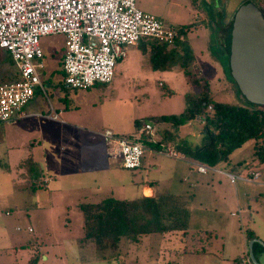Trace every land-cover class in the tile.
Returning <instances> with one entry per match:
<instances>
[{"label":"rangeland","instance_id":"obj_1","mask_svg":"<svg viewBox=\"0 0 264 264\" xmlns=\"http://www.w3.org/2000/svg\"><path fill=\"white\" fill-rule=\"evenodd\" d=\"M244 1L136 0L137 7L168 24L195 22L186 34L195 55L194 64L187 68L189 74L179 67L154 69L150 46L142 53L137 44L126 46L127 55L116 62L111 82H97L86 89L66 88L60 64L64 35L40 38L44 91L37 89L23 111L46 112L53 105L62 110L59 116L66 123L32 115L0 123V264H27L34 252L39 254L36 264H217L220 260L231 264L248 247L244 244L247 230H255L264 240V163L254 157V140L235 149L221 165L227 171L260 172L253 182L237 181L235 185L223 175L208 172L199 176L186 171L181 160L151 148L143 156V167L136 169L121 167L119 159L102 155L101 150L81 149L82 135L89 132L110 129L118 135L134 134L135 119L152 123L154 129L165 127L153 118L180 113L189 95L205 90V81L214 100L246 105L230 78L221 49L222 28ZM252 1L264 10V0ZM31 151L34 166H20L23 158L27 163ZM238 161L244 163L232 168ZM76 166L83 170L77 171ZM31 169L33 182L45 175L49 186L58 185L61 190L42 187L35 194L30 192L18 172ZM184 172L189 178H182ZM138 181H154L157 193L171 192L185 201L190 210L187 234L141 235L123 256L109 263L99 258L91 241L82 240L79 204L108 196L133 197ZM199 232H206L204 239L191 237ZM153 236L151 244L140 245L145 237ZM196 248L205 253L179 252ZM259 258L264 263V257Z\"/></svg>","mask_w":264,"mask_h":264},{"label":"built area","instance_id":"obj_2","mask_svg":"<svg viewBox=\"0 0 264 264\" xmlns=\"http://www.w3.org/2000/svg\"><path fill=\"white\" fill-rule=\"evenodd\" d=\"M64 35L62 56L63 85L86 89L97 82H111L116 62L127 55L126 46L152 38L173 46L185 39L175 25L137 7L136 0H0V51L9 53L14 69L8 77L0 73V123L13 122L27 116L23 111L37 89L44 91L41 71L44 67L40 38L50 34ZM212 104L207 110H212ZM48 116L56 118V113ZM204 123L202 115L195 116ZM155 129L150 122H141L134 134L118 135L110 129L102 131L110 156L127 169L139 168ZM157 150L165 156L184 159L173 145L160 144ZM191 167L202 174L212 172L225 176L230 183L253 182L259 171H227L220 165H207L189 160ZM234 214V213H232ZM236 264H253L246 252Z\"/></svg>","mask_w":264,"mask_h":264},{"label":"trees","instance_id":"obj_3","mask_svg":"<svg viewBox=\"0 0 264 264\" xmlns=\"http://www.w3.org/2000/svg\"><path fill=\"white\" fill-rule=\"evenodd\" d=\"M252 1L245 0L243 3ZM254 3L259 6L258 2ZM239 7V6H238ZM263 10V8H261ZM264 11V10H263ZM233 18L222 28V47L225 54V64L237 91L240 90L234 81L229 65L226 43L232 29ZM193 23L178 26L184 34ZM142 53L149 49V58L154 69L169 70L173 67L183 69L189 74L187 68L195 60L193 51L187 41H176L170 46L156 39L146 38L138 42ZM0 66L7 65L2 78L12 73L13 62L8 52L0 51ZM62 63V58L60 64ZM205 90L196 95H189L183 110L178 114H162L153 118L154 123H169L170 128L162 131V138L158 142H152L145 134L141 140L147 148L158 150L160 144L172 142L178 151L186 157L200 161L207 165H217L227 162L231 153L241 147L245 142L254 140V157L264 163V106L252 104L235 105L228 102L216 101L210 94L205 81ZM243 96V95H242ZM212 104V110L207 106ZM196 115L204 117L201 136L198 142L188 137H179V129L182 125L195 118ZM142 120L135 119L134 125L137 131ZM26 161V160H25ZM24 161V162H25ZM143 161V160H142ZM23 165H32L30 159ZM244 161H238L232 168L242 165ZM31 167V166H30ZM30 169V168H29ZM26 171L31 178L34 171ZM35 180L32 187L39 188L41 182ZM31 187V189H33ZM83 215L84 237L89 240L99 253V258L107 262H115L123 256L131 242L137 241L142 234H163L164 232H186L188 226L189 210L174 194L164 193L147 197L117 199L104 198L98 202H83L79 204ZM252 238V234H248ZM254 255L258 259L264 253V247L254 242L252 246ZM39 258L38 252L34 253L27 264H36ZM238 259L234 261L236 264Z\"/></svg>","mask_w":264,"mask_h":264},{"label":"water","instance_id":"obj_4","mask_svg":"<svg viewBox=\"0 0 264 264\" xmlns=\"http://www.w3.org/2000/svg\"><path fill=\"white\" fill-rule=\"evenodd\" d=\"M231 75L243 97L264 106V13L253 2L239 5L226 43ZM264 241L252 238L248 254L253 264H264L254 255L252 246Z\"/></svg>","mask_w":264,"mask_h":264},{"label":"crops","instance_id":"obj_5","mask_svg":"<svg viewBox=\"0 0 264 264\" xmlns=\"http://www.w3.org/2000/svg\"><path fill=\"white\" fill-rule=\"evenodd\" d=\"M144 6V5H143ZM141 9V8H140ZM144 11V10H143ZM146 12V11H145ZM148 13V12H147ZM151 14V13H150ZM153 15V14H152ZM204 19V17L203 16H201L200 17V21L201 20H203ZM191 27H193V25L191 26ZM191 27L189 28V29H191ZM189 29H187L186 30V33H185V40H187V36H186V34H187V31L189 30ZM195 56V55H194ZM1 58V57H0ZM194 62H195V60H194ZM194 62H193V64H194ZM6 68H7V65H4V64H2L1 66H0V73L2 72V74H1V77H2V75H3V73H8L7 71H6ZM61 68H62V64H61ZM173 68H176V67H173ZM14 69V64H13V68H12V70ZM62 73H63V70H62ZM63 76H64V74H63ZM67 88V87H66ZM36 92V91H35ZM32 99V98H31ZM60 112H62V110H56L55 109V107L53 106V105H50L49 107H47V109H46V112H43V110L42 111H36L34 108H29V112L28 113H26L27 114V116H29V115H32V116H36V117H40V118H46V119H50V120H53V121H57V122H60V123H63V124H65L66 122H65V120L64 119H62L60 116H59V113ZM49 113H56L57 114V117L56 118H52V117H50V116H48V114ZM27 116H24V117H27ZM7 123H10V122H7ZM164 123V122H163ZM166 124V126L165 127H156L155 128V132H154V136H153V138H154V140L156 141V142H158V141H160L161 140V138H162V131L161 130H165V129H169L170 128V124L169 123H165ZM135 126V125H134ZM202 126H203V124L202 123H200V122H198L197 121V119H196V117L195 118H193L192 120H190L188 123H186V124H184V125H182L181 127H180V129H179V137H188L189 139H191L192 141H194V142H198L199 141V139H200V136H201V130H202ZM69 128H71V127H69ZM102 131H98V132H89V133H87V134H85L84 136L82 135V140H81V149L82 150H86V151H88L89 149L91 150H95V149H97L98 151H100L99 153L100 154H105V155H107L108 157H110L111 159H116V158H113L112 156H110L109 155V153H108V151H107V147H106V144H105V141H104V139H103V136H102ZM167 144H170V145H173L172 144V142H168ZM174 146V145H173ZM175 147V146H174ZM84 148V149H83ZM176 148V147H175ZM150 149V148H149ZM152 150H153V148H151ZM156 150V149H155ZM153 152H155L154 150H153ZM158 153H160L159 151H157ZM183 154V153H182ZM183 156H184V159H178V160H181L182 161V163H183V165L187 168V170L186 171H192V172H194V173H196V174H198L199 176H201V175H205V174H207V173H205V174H202V173H199V172H197V171H195L192 167H191V165H190V163H189V160H191L192 158H188V157H186L184 154H183ZM26 159H30L31 160V162H32V165L34 166V164H35V159H34V155H33V153H32V151L31 152H29V154L27 155V158ZM23 160H24V158L21 160V162H19L20 164V166H23ZM194 160V159H193ZM144 162L142 161V164H141V166L139 167V168H142L143 167V164ZM226 162H223V163H220V164H217V165H224ZM245 163H247V162H245ZM92 164V166H95V163L94 162H92L91 163ZM121 166V165H120ZM228 167H231V164H228L227 165ZM122 167V166H121ZM45 168L46 169H48L47 168V166L45 165ZM191 168L193 169V170H191ZM74 169V168H73ZM73 169H71V171L73 170ZM76 169H77V171H82L83 170V167L82 166H76ZM64 171H69V170H67L66 168L64 169ZM76 171V170H75ZM217 174V173H216ZM220 175V174H219ZM33 176V175H32ZM186 177H188L189 178V176L187 175V174H185V172L183 173V176H182V178L183 179H186ZM259 177H260V175H259ZM18 178H21V179H23V181H26V183H27V186H26V188L30 191V192H32L33 194H35L36 193V191H37V189L38 188H33L32 187V185H33V180H32V178L33 177H31V178H29V177H27V175L25 174V170L24 171H20V172H18ZM37 179H39L38 181H40L41 182V186L39 187V188H44V187H47V189H51V190H61V186H58V185H54V186H49V184H50V182H49V178H48V176H43L42 178H41V174L40 175H38L37 176ZM16 182V181H15ZM36 182V181H35ZM37 183V182H36ZM35 183V184H36ZM54 183H56V181L54 182ZM135 184H136V187H137V194L135 195V196H133V197H125V198H135V197H140V196H147V197H153V196H157V195H161V194H164V193H170V194H174V193H171V192H163V193H157V191L155 190V182L154 181H147V182H141V181H138V182H134ZM34 184V185H35ZM232 184V183H231ZM33 185V186H34ZM233 185H235V184H233ZM31 187L33 188V189H31ZM174 195H176V196H178L177 194H174ZM49 196H51V193H50V195ZM109 197V196H108ZM110 197H113V196H110ZM182 197V196H181ZM37 198H38V196H37ZM107 198V197H106ZM113 198H115V197H113ZM117 199H124V198H117ZM102 200V199H101ZM100 201V200H99ZM50 202H51V197H50ZM96 202H98V201H96ZM182 202L185 204V201L182 199ZM185 206H186V204H185ZM187 207V206H186ZM187 209L189 210V208L187 207ZM233 215H235V214H233ZM189 221H190V210H189V217H188V225H189ZM187 228H188V226H187ZM177 232H181V231H177ZM170 233H175V232H164L163 234H158L156 237L157 238H159V235H161V238H162V235L165 237V236H167V234H168V236H169V234ZM181 233H183V232H181ZM201 233V234H200ZM206 232H199V233H196V234H192V238L193 239H197V240H202V239H204L205 238V236H206V234H205ZM252 234L253 235V237L252 238H259V236H258V234L255 232V230H253V231H250V230H247L246 231V233H245V236H244V244L246 245V246H248V242L252 239V238H249L248 237V234ZM185 235L187 234V229H186V232L184 233ZM142 235H150V234H142ZM141 236V235H140ZM139 236V237H140ZM167 236V237H168ZM138 237V240H140V238ZM166 237V238H167ZM153 238H155L154 236L153 237H145V239H144V241H142L141 242V244L140 245H145L146 246V243H150L151 244V241L152 240H154ZM262 240H263V238H261ZM137 240V241H138ZM159 240V239H158ZM137 241H134V242H137ZM264 241V240H263ZM131 243H133V242H131ZM209 244H210V242H209ZM139 245V246H140ZM247 250H248V247L246 248V250L240 255V256H242L243 254H245L246 252H247ZM179 252L182 254V253H192V254H197V253H205V251L203 250V249H198V248H196V249H183L182 250V252L179 250ZM178 251H177V253H179ZM35 253V252H34ZM33 253V254H34ZM261 255V257H264V253H261L260 254ZM259 255V256H260ZM33 256V255H32ZM240 256H238V257H236L234 260H233V262L231 263V264H233L234 263V261L236 260V259H238ZM259 256H258V259L260 260V258H259ZM261 261V260H260ZM262 262V261H261ZM263 263V262H262ZM167 264H173V263H171V262H168ZM217 264H225V263H223L221 260L220 261H218L217 262Z\"/></svg>","mask_w":264,"mask_h":264},{"label":"flooded vegetation","instance_id":"obj_6","mask_svg":"<svg viewBox=\"0 0 264 264\" xmlns=\"http://www.w3.org/2000/svg\"><path fill=\"white\" fill-rule=\"evenodd\" d=\"M260 9H261V7L260 6H258ZM262 10V9H261ZM263 11V10H262ZM263 13H264V11H263Z\"/></svg>","mask_w":264,"mask_h":264}]
</instances>
